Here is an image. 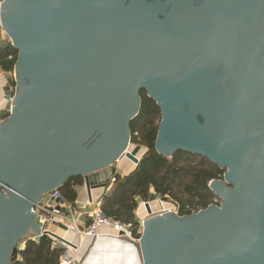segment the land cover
Instances as JSON below:
<instances>
[{
    "label": "water",
    "instance_id": "95a60500",
    "mask_svg": "<svg viewBox=\"0 0 264 264\" xmlns=\"http://www.w3.org/2000/svg\"><path fill=\"white\" fill-rule=\"evenodd\" d=\"M0 28L18 52L0 122V264L40 234L46 195L138 165L141 91L160 111L158 155L224 171L208 184L219 206L180 217L145 203L141 264H264V0H2Z\"/></svg>",
    "mask_w": 264,
    "mask_h": 264
},
{
    "label": "trees",
    "instance_id": "16d2710c",
    "mask_svg": "<svg viewBox=\"0 0 264 264\" xmlns=\"http://www.w3.org/2000/svg\"><path fill=\"white\" fill-rule=\"evenodd\" d=\"M17 57L18 52L10 44L0 47V68L13 72ZM139 97L140 109L129 128L131 145L140 146L145 153L131 173L114 177L113 189L103 195L99 207L103 217L129 225L136 240L141 235L135 216L138 200L148 202L152 197L166 198L175 206L178 216H188L213 203L216 197L208 184L212 180H222L224 175L223 170L197 155L183 152H176L171 158L158 155L154 148L160 111L145 91H141ZM82 184L81 177L72 178L58 191L74 205L75 189ZM62 252L53 247L51 238L43 236L37 242L27 241L12 264H59Z\"/></svg>",
    "mask_w": 264,
    "mask_h": 264
},
{
    "label": "crops",
    "instance_id": "0c3cea01",
    "mask_svg": "<svg viewBox=\"0 0 264 264\" xmlns=\"http://www.w3.org/2000/svg\"><path fill=\"white\" fill-rule=\"evenodd\" d=\"M6 44L9 43L6 41L5 35L0 30V47H3ZM13 79H14L13 72H5L0 68V109L3 111V113H6L8 109H11V102L15 95V80ZM141 149H139V152H141L139 158H141L145 153V149H143L142 151ZM134 168L135 166L130 161L126 159H121L113 166L103 171L89 175L87 177V181L90 186L89 191L85 187L84 178H82L83 180L82 186H78L75 189L77 192V200L75 204L72 205L71 203L66 201L69 205H71V209L75 213V215L77 214L79 216L78 219L75 221V225L79 230H84L91 223V215L93 213L99 212L100 202L103 195H105L107 192L113 189L114 183H112V181L114 180V177L116 175H120L121 177L126 176L129 173H131L134 170ZM46 202L47 201L44 198L42 203L46 204ZM137 202H138V207L135 216L139 222V228H140L139 230L141 231V223L147 218V216L144 206L145 203L139 200ZM149 207L151 209V212H153V214L159 213L158 206L153 208L149 204ZM45 229L46 232L49 233L50 235H44V236H47L53 240V247L60 248L63 250V252L67 251L69 255L74 254L72 248H68V249L66 248L68 247V245L72 247L76 246L77 238L75 237L74 233L64 229L62 226L55 224H48ZM98 234L114 236V233L107 227L99 229ZM27 241L29 240L25 239L18 244L17 246L18 252L22 251L25 248V244ZM92 244H93L92 238L85 237L82 239L79 247V252L77 255L78 261H80L81 255L83 254L85 255L86 251L90 246H92ZM96 245L100 247L101 250L109 249L112 251H119L120 254L125 253L123 252L121 246L114 242L100 241Z\"/></svg>",
    "mask_w": 264,
    "mask_h": 264
},
{
    "label": "built area",
    "instance_id": "2783aa9c",
    "mask_svg": "<svg viewBox=\"0 0 264 264\" xmlns=\"http://www.w3.org/2000/svg\"><path fill=\"white\" fill-rule=\"evenodd\" d=\"M1 1L2 0H0V2ZM9 114L10 109H8L6 113H3V111L0 109V122H5ZM134 135L136 136V134ZM112 183H114V180L112 181ZM45 199L47 201L46 204L41 203L36 206L32 211V213L41 225V232L37 236L28 237L27 240L29 241H39L42 236L46 235V226L48 224H55L62 226L64 229L74 233L75 237L77 238L80 244L83 238H92V251L94 249L95 244L100 241L114 243L126 242L132 244L134 247L135 244L138 243L139 239L136 240L133 238L129 225L122 224L116 220L107 219L100 214V211L91 215V223L84 230H79L75 225V221L78 219L79 216L77 214L75 215V213L71 209V205L66 202V200L63 198L62 194L58 190H55L46 195ZM212 204L219 206L220 200L216 198ZM174 213L178 215L177 210ZM104 227L110 229L114 233V236L98 234V230ZM79 245H76L74 247L68 245V247L66 248H72L74 254L69 255L67 251L62 252L59 264H80V262L77 260Z\"/></svg>",
    "mask_w": 264,
    "mask_h": 264
},
{
    "label": "bare ground",
    "instance_id": "6f19581e",
    "mask_svg": "<svg viewBox=\"0 0 264 264\" xmlns=\"http://www.w3.org/2000/svg\"><path fill=\"white\" fill-rule=\"evenodd\" d=\"M76 243L77 246L80 244L78 240ZM96 244L90 256L85 259L84 264H141L137 255V250L132 244L117 242V244L121 246L123 252H125L123 254H120L119 251H112L109 249L101 250Z\"/></svg>",
    "mask_w": 264,
    "mask_h": 264
},
{
    "label": "rangeland",
    "instance_id": "374dc122",
    "mask_svg": "<svg viewBox=\"0 0 264 264\" xmlns=\"http://www.w3.org/2000/svg\"><path fill=\"white\" fill-rule=\"evenodd\" d=\"M0 30L3 32V34L5 35L4 31L0 28ZM6 41L8 42L7 38H6ZM139 149H141V147L139 146H136V145H130L129 147V153L133 154L134 156H136L137 158H139L140 156V153L139 152ZM143 150V148L141 149V151ZM144 203H148L150 204L153 208L154 207H159L158 211L159 213L158 214H163V213H166V212H175L176 211V208L175 206L171 203L170 200L166 199V198H156V197H152L148 202H144ZM92 247L93 246H90L88 248V250L86 251L85 255H81V258H80V264H84L85 262V259L91 254L92 252ZM126 261V260H125Z\"/></svg>",
    "mask_w": 264,
    "mask_h": 264
},
{
    "label": "flooded vegetation",
    "instance_id": "af4514ba",
    "mask_svg": "<svg viewBox=\"0 0 264 264\" xmlns=\"http://www.w3.org/2000/svg\"><path fill=\"white\" fill-rule=\"evenodd\" d=\"M137 255H138V257H139V253L137 252Z\"/></svg>",
    "mask_w": 264,
    "mask_h": 264
}]
</instances>
